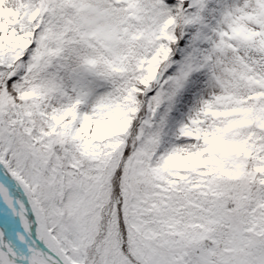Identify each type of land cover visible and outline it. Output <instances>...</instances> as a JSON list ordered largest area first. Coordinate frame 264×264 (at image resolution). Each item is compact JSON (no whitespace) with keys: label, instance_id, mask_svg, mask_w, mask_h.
<instances>
[{"label":"snow or ice","instance_id":"obj_1","mask_svg":"<svg viewBox=\"0 0 264 264\" xmlns=\"http://www.w3.org/2000/svg\"><path fill=\"white\" fill-rule=\"evenodd\" d=\"M0 264H264V0H0Z\"/></svg>","mask_w":264,"mask_h":264}]
</instances>
